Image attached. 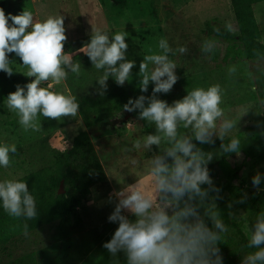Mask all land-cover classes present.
<instances>
[{
    "label": "rangeland",
    "instance_id": "rangeland-1",
    "mask_svg": "<svg viewBox=\"0 0 264 264\" xmlns=\"http://www.w3.org/2000/svg\"><path fill=\"white\" fill-rule=\"evenodd\" d=\"M23 10L31 11L34 20L60 15L67 37L64 45H68V50L65 52L71 53L73 61L81 64L78 77L69 73L63 84L53 86L54 90L76 98L99 90L95 79L101 73L79 49L89 42L92 29L100 28L107 30L109 35L115 31L128 33L125 58L135 62L128 84L137 96H150L152 82L147 92L140 91L139 65L143 56L150 54L149 49L156 51L159 39L165 38L172 49L180 46L187 49L184 54L170 56L177 64L174 71L178 77L169 91L170 104L195 87L219 84L223 91L221 107L229 119H238L242 110L248 109L238 119L234 132L242 140L239 154L221 151V144L227 143V139L222 142L213 137L211 144L195 142L202 151L213 153L208 164L222 158L241 161L242 149L264 136V58L232 60L233 42L217 33L219 28L237 31L230 0H7L4 12L6 16L18 15ZM253 10L264 43V1L254 4ZM205 41L213 44L211 52L202 51ZM8 59L10 66L19 73L27 71L15 53H9ZM233 66L236 71L230 73L229 68ZM32 79L34 77L25 76L16 82L4 83L1 88L8 95L17 85L23 87ZM49 83L52 82H44L42 86L47 87ZM5 102L6 99L0 101V141L14 143L17 152L10 154L7 168H0V180L18 179L48 167L58 152L71 147L80 132L89 130L78 112L75 118L59 120L39 116L40 130L25 132L16 114L5 107ZM101 122L103 127L92 129L89 134L92 152L100 161L107 182L92 185L88 198L71 216L78 246L59 264H125L123 252L113 258L102 246L118 226L107 219L117 202L114 193L126 185L146 181L147 161L160 152L155 145L145 153L142 148L134 147L137 139L155 134V126L139 116H130L122 110L106 114ZM242 176L247 180V191L256 189L248 168L243 170ZM65 187L63 183L62 190ZM202 187L208 188L207 185ZM129 218L133 217L129 215ZM230 219L242 224L246 235L245 222L248 221L251 230L254 215L232 209ZM56 225L46 224L0 245V264H48L59 247ZM225 225L229 231L223 235V246L219 249L223 264H242L243 256L252 250L245 247L232 226Z\"/></svg>",
    "mask_w": 264,
    "mask_h": 264
},
{
    "label": "clouds",
    "instance_id": "clouds-1",
    "mask_svg": "<svg viewBox=\"0 0 264 264\" xmlns=\"http://www.w3.org/2000/svg\"><path fill=\"white\" fill-rule=\"evenodd\" d=\"M127 35L125 31L109 35L107 30L95 28L89 42L79 49L101 73L95 79L101 89L107 87L110 76L120 86L131 78L135 62L125 58ZM66 39L60 15L34 20L29 10L6 16L0 8V71L12 75L8 54L15 53L27 69L21 73L34 77L23 87L17 85L5 102L25 132L40 130L39 116L56 120L77 117V98L53 87L63 84L69 73L77 77L81 73V64L64 51ZM212 48L213 44L205 41L202 51L211 52ZM186 51L184 46L172 49L167 39H159L157 50L149 49L150 54L144 55L139 65L140 91L147 92L152 82V95L130 98L123 105L124 111H138L141 120L155 126V134L137 139L134 147L144 153L153 145L160 149L147 161L146 181L114 193L117 202L107 219L118 226L102 246L113 258L123 252L125 264H223L217 245L229 229L209 198V189L217 191L207 168L213 153L202 151L193 139L200 144L213 143V137L222 142L227 139L221 151L239 154L242 140L234 132L238 119L248 109L242 110L238 119H229L221 107L223 91L219 84L195 87L171 104L158 99L156 93H168L178 78L174 71L177 64L170 56ZM235 71L234 66L229 68L230 73ZM47 81L52 83L43 87ZM16 152L14 143L0 141V168H7L10 154ZM261 182L260 174L253 176L254 187ZM0 208L24 221L37 217L35 197L21 179L0 180ZM23 227L27 234L28 224ZM244 227L248 238L245 247L252 251L243 256L242 264H264V210L254 216L251 230L248 221Z\"/></svg>",
    "mask_w": 264,
    "mask_h": 264
},
{
    "label": "trees",
    "instance_id": "trees-1",
    "mask_svg": "<svg viewBox=\"0 0 264 264\" xmlns=\"http://www.w3.org/2000/svg\"><path fill=\"white\" fill-rule=\"evenodd\" d=\"M263 1L230 0L237 31L219 28L217 33L233 42L230 48L232 60L242 57L247 60L264 58V43L253 10L254 4ZM6 2L7 0H0V8L3 10ZM67 50L68 45H64V51ZM11 67L14 72L10 76L0 71V101L7 97L1 88L4 83L16 82L25 77ZM98 89L77 98L78 111L89 130L80 132L68 150L58 152L51 165L18 178L26 182L30 193L35 197L37 217L24 221L23 218L10 217L0 208V245L25 233L24 223L28 224L27 232L46 224L56 223L55 234L59 240V247L48 264H59L71 251L77 249L78 242L73 235L74 225L71 216L88 198L92 185L107 182L105 171L92 152L89 131L103 127L101 120L106 114L124 110L123 105L130 98L138 97L130 89L128 82L123 86L117 85L111 76L107 80V87ZM156 96L170 104L169 92L156 93ZM128 115L139 116L138 111L128 112ZM195 142L193 139L194 144ZM207 168L217 189V191L209 189L210 200L215 203L222 221L232 226L241 242L246 245L248 239L241 228L242 224L232 222L230 213L232 209L245 210L255 216L264 210V136H259L242 149L241 161L222 158L208 164ZM245 168L249 169L252 178L256 174L262 177L260 186L254 190L246 189L247 180L242 176ZM61 181L66 185L62 194L59 193ZM199 211L203 214L204 209L201 208ZM204 219L211 227V221L207 217ZM217 246L220 249L223 241L218 242Z\"/></svg>",
    "mask_w": 264,
    "mask_h": 264
},
{
    "label": "water",
    "instance_id": "water-1",
    "mask_svg": "<svg viewBox=\"0 0 264 264\" xmlns=\"http://www.w3.org/2000/svg\"><path fill=\"white\" fill-rule=\"evenodd\" d=\"M62 185H63V181L60 182V190H59L60 194H62L64 192V190H62Z\"/></svg>",
    "mask_w": 264,
    "mask_h": 264
}]
</instances>
